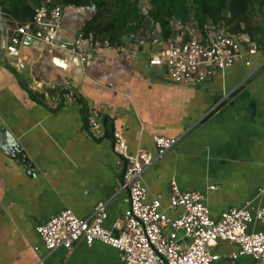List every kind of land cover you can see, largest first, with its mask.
<instances>
[{
    "label": "crops",
    "instance_id": "1",
    "mask_svg": "<svg viewBox=\"0 0 264 264\" xmlns=\"http://www.w3.org/2000/svg\"><path fill=\"white\" fill-rule=\"evenodd\" d=\"M93 12L69 6L57 44L33 41L14 56L4 52L10 26L0 24V264H123L99 240L49 252L37 231L63 209L85 219L107 202L104 227L117 233L128 203L114 130L133 153L156 155L154 135L179 138L144 175L148 201L160 196L169 217L184 211L170 207L172 181L204 194L216 219L230 208H264V35L251 66L240 60L210 81L179 84L148 66L134 46L97 43L81 61L86 45L76 44L77 34ZM68 87L78 91L74 100L61 93ZM31 91L43 93V101ZM91 120L101 122L92 137ZM5 131L19 143L14 154L3 148ZM249 231L264 232V224L256 221ZM209 247L221 263L237 250L220 240ZM238 264L259 263L242 255Z\"/></svg>",
    "mask_w": 264,
    "mask_h": 264
},
{
    "label": "built area",
    "instance_id": "2",
    "mask_svg": "<svg viewBox=\"0 0 264 264\" xmlns=\"http://www.w3.org/2000/svg\"><path fill=\"white\" fill-rule=\"evenodd\" d=\"M69 6L43 3L36 8L31 20L10 26L6 29L4 52L14 56L31 40L57 44L62 19ZM140 8L145 18L142 26L122 38L123 46L140 49L147 56L148 66L163 70L179 84L199 85L210 81L214 74L240 60L251 66L252 57L263 48L260 40L248 33L230 36L224 29L215 30L210 25L203 31L193 17L186 21L172 18L173 33L163 40L161 25L150 20L149 2L142 0ZM87 9L94 11L95 8ZM76 44L86 45L82 54L78 52L83 62L96 52L97 43L86 38L82 31L77 34ZM102 44L113 47L108 41ZM65 96L74 100L77 93L71 88ZM89 126L92 137L94 130L100 129L101 122L91 120ZM112 134L113 149L125 160L121 188L127 191L128 203L124 215L114 224L117 233L104 227L108 217L107 202L97 204L93 216L85 219L66 208L37 228L47 251L64 247L71 252L81 240L87 244L99 240L115 248L123 264H238L242 255H250L257 263L264 264V232L249 231V225L256 221L264 224V208H230L216 219L211 215L204 194L183 191L172 181L170 207L184 209L173 219L163 209L160 196L148 201L144 175L177 145L179 138L154 135L155 155L143 149L133 153L122 131L114 130ZM166 228L171 231L166 233ZM218 240L237 245L227 263H221L222 257L210 250V243Z\"/></svg>",
    "mask_w": 264,
    "mask_h": 264
},
{
    "label": "trees",
    "instance_id": "3",
    "mask_svg": "<svg viewBox=\"0 0 264 264\" xmlns=\"http://www.w3.org/2000/svg\"><path fill=\"white\" fill-rule=\"evenodd\" d=\"M142 0H0L2 19L11 27L33 18L36 8L43 3L94 7L91 17L81 29L94 43L108 41L112 46L124 45L122 38L139 29L144 21ZM150 20L161 25V37L172 35V18L184 21L193 17L204 31L206 26L222 25L226 34L248 33L255 39L264 35V0H147ZM72 87L61 89L64 95ZM75 90V88H73ZM78 93L77 90H75ZM43 101L44 94L30 92ZM78 95V94H77ZM66 98V96H65ZM76 98V97H75Z\"/></svg>",
    "mask_w": 264,
    "mask_h": 264
},
{
    "label": "water",
    "instance_id": "4",
    "mask_svg": "<svg viewBox=\"0 0 264 264\" xmlns=\"http://www.w3.org/2000/svg\"><path fill=\"white\" fill-rule=\"evenodd\" d=\"M0 24L2 26V28H4V22L3 19H0ZM213 29L215 30H222L223 26L219 25V26H214ZM33 40H31L29 43H32ZM4 54V53H3ZM3 138V148L9 153V154H14L19 148V143L15 140V138L13 137L12 134H10V132H4L2 135Z\"/></svg>",
    "mask_w": 264,
    "mask_h": 264
},
{
    "label": "rangeland",
    "instance_id": "5",
    "mask_svg": "<svg viewBox=\"0 0 264 264\" xmlns=\"http://www.w3.org/2000/svg\"><path fill=\"white\" fill-rule=\"evenodd\" d=\"M0 14H1V11H0ZM3 22H4V20H3Z\"/></svg>",
    "mask_w": 264,
    "mask_h": 264
}]
</instances>
